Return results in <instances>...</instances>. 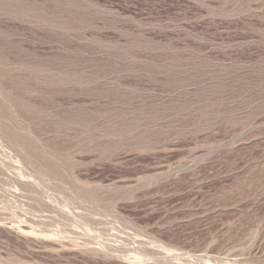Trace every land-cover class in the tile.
<instances>
[{"label": "rangeland", "instance_id": "1", "mask_svg": "<svg viewBox=\"0 0 264 264\" xmlns=\"http://www.w3.org/2000/svg\"><path fill=\"white\" fill-rule=\"evenodd\" d=\"M0 264H264V0H0Z\"/></svg>", "mask_w": 264, "mask_h": 264}]
</instances>
